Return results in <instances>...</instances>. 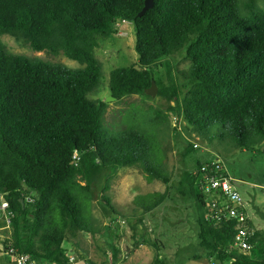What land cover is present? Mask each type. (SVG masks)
<instances>
[{"label": "trees", "instance_id": "1", "mask_svg": "<svg viewBox=\"0 0 264 264\" xmlns=\"http://www.w3.org/2000/svg\"><path fill=\"white\" fill-rule=\"evenodd\" d=\"M144 5L145 0H0V37L8 34L36 52L62 53L83 65L70 69L12 54L0 39V193L13 211L3 245L31 255L35 264H71L68 238L99 232L92 219L95 199L105 217L118 214L106 192L119 168L139 166L148 183L170 182L158 140L170 116L182 119L206 145L219 139L209 146L208 159L197 160L196 172L218 160L214 154L225 142L242 151L264 144V8L255 0H154L140 17ZM121 22L134 25L139 61L110 72V96L150 98L152 81L160 84L157 64L183 50L188 66L177 73L187 85L180 97L170 75L159 95L175 106L130 109L122 128L109 129L108 102L89 95L102 84L99 39L116 35ZM196 151L189 145L185 154ZM219 166L218 175L229 177ZM183 182L207 212L198 219L194 259L264 264L258 232L249 239V253L237 252L231 246L238 223L208 217L210 203L195 172ZM168 197L166 188L137 195L134 204L149 214Z\"/></svg>", "mask_w": 264, "mask_h": 264}, {"label": "rangeland", "instance_id": "2", "mask_svg": "<svg viewBox=\"0 0 264 264\" xmlns=\"http://www.w3.org/2000/svg\"><path fill=\"white\" fill-rule=\"evenodd\" d=\"M255 2L264 8V0ZM0 39L12 54L59 63L70 69L83 67L62 53L52 56L46 52H36L25 42L17 41L8 34L2 35ZM135 42V28L129 22H121L116 35L99 39L96 57L102 63V84L89 98L107 101L110 96V72L116 68L138 64ZM184 54L185 50L167 60H161L162 66L157 64L160 84L158 86L155 83L156 96L149 95V98L131 95L119 101H109L105 115L106 127L122 128L123 115L133 108L147 109L154 106L165 111L169 106H175V101H169L159 95V88L170 85L171 75L180 88V97L185 94L184 85H187V82L177 73V70H185L188 66ZM167 63L170 65V73ZM184 125L182 119L170 116L169 123L163 125L158 132V140L166 156L165 170L169 174L170 182L148 183L139 166L119 168L111 182L110 190L106 192L118 214L112 213L111 218L105 217L99 200L93 201L92 219L99 232L94 235L82 232L76 238H68L66 242L70 247V255L76 257L73 264H87L89 260L108 261L110 264H151L154 260L164 264H214V261L207 257L194 259V255L199 252L198 219L207 212L206 208L199 206L196 200L187 194L189 188L183 179L186 173L196 172L197 160L203 163L209 158L212 154L210 147L217 146L219 139L216 138L213 144L206 145L195 133L186 130ZM224 144L220 153L214 155L241 194L250 219L261 233L262 238L257 245L264 249V144L255 151L234 149L231 142ZM189 145H194L197 151L185 154ZM166 188H169L168 199L149 214H143L134 204L137 195L163 192ZM211 199L212 197H206L207 202ZM2 243L3 240L0 239V247ZM229 263L230 260H227L223 264ZM0 264H14L1 248Z\"/></svg>", "mask_w": 264, "mask_h": 264}, {"label": "built area", "instance_id": "3", "mask_svg": "<svg viewBox=\"0 0 264 264\" xmlns=\"http://www.w3.org/2000/svg\"><path fill=\"white\" fill-rule=\"evenodd\" d=\"M75 158L78 159L77 154ZM219 161H213L210 165H204L196 174L197 185L203 188L206 197L212 199L209 201L210 210L208 217L219 223L224 219L234 220L238 223L239 232L236 233L231 248L240 252H246L250 249L249 239L254 236L256 229L248 226L250 217L246 210L245 202L235 187L230 177L218 174L221 171ZM13 211L10 208L9 201L0 193V239L5 241L4 233L10 230ZM4 253L14 264H35L31 255L18 253L12 247H4L1 244ZM75 261V257H70V263Z\"/></svg>", "mask_w": 264, "mask_h": 264}, {"label": "water", "instance_id": "4", "mask_svg": "<svg viewBox=\"0 0 264 264\" xmlns=\"http://www.w3.org/2000/svg\"><path fill=\"white\" fill-rule=\"evenodd\" d=\"M153 6H154V0H145V5H144L142 11L139 13L138 16H140V17L143 16L149 9L153 8ZM146 93L148 95H150V96H156L157 87H156L155 81H152V84L146 90ZM112 100H115V98L112 97V96H109L106 102H109V101H112ZM211 159H213V157Z\"/></svg>", "mask_w": 264, "mask_h": 264}, {"label": "crops", "instance_id": "5", "mask_svg": "<svg viewBox=\"0 0 264 264\" xmlns=\"http://www.w3.org/2000/svg\"><path fill=\"white\" fill-rule=\"evenodd\" d=\"M125 23H127V22H125ZM252 221V220H251ZM252 224H253V222H252ZM253 227L255 228V225L253 224ZM256 229V228H255ZM256 232H258V234L260 235V241H261V233H260V230H258V229H256ZM71 256H73V257H75L74 255H71ZM76 258V257H75ZM74 263V262H73ZM73 263H71V264H73ZM76 264H78V263H76Z\"/></svg>", "mask_w": 264, "mask_h": 264}]
</instances>
